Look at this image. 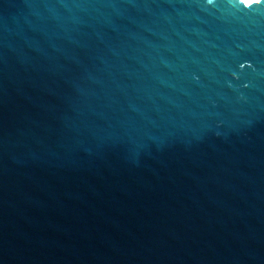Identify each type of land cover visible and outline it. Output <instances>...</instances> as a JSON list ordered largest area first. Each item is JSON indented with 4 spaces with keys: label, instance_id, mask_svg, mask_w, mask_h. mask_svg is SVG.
Listing matches in <instances>:
<instances>
[{
    "label": "water",
    "instance_id": "obj_1",
    "mask_svg": "<svg viewBox=\"0 0 264 264\" xmlns=\"http://www.w3.org/2000/svg\"><path fill=\"white\" fill-rule=\"evenodd\" d=\"M0 264H264V0H0Z\"/></svg>",
    "mask_w": 264,
    "mask_h": 264
}]
</instances>
